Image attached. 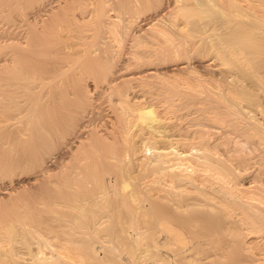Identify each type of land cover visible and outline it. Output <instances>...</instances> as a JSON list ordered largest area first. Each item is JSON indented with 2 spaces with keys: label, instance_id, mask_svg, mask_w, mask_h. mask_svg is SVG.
Instances as JSON below:
<instances>
[{
  "label": "rangeland",
  "instance_id": "obj_1",
  "mask_svg": "<svg viewBox=\"0 0 264 264\" xmlns=\"http://www.w3.org/2000/svg\"><path fill=\"white\" fill-rule=\"evenodd\" d=\"M4 1H6V3H2V4H4V5H2V7H5V8L7 7L6 10L11 9L12 11H15V12L19 11L20 9L26 11L29 8L28 6H30L31 8H29L27 10V12H28V15L31 14V16H32L31 21L35 20V19L38 20V18H41V16H46L44 14L47 11L50 12V10L53 8V6H52L53 3H54V5L59 3V2H61L62 4L67 3L65 5L70 4V0H66L67 2H64V0H57V1L56 0H40V1L36 0L33 2H32V0H28V1L27 0H8V1L4 0ZM17 2H19V3H17ZM16 3L19 5H17ZM7 4H9V6H6ZM46 4H47V6H46ZM15 5H17V7ZM34 5L37 9L35 7H33ZM38 6H40V8L41 7L42 8L40 9ZM43 6H44V8H43ZM49 6L51 9L49 8ZM47 7H48V10H46ZM88 7H91V6H88ZM34 8H35V10H33ZM37 10L40 12L38 13ZM34 12L37 14L33 16L32 14H35ZM38 14L41 16L38 17ZM47 14H48V12H47ZM109 14H111V15H109ZM97 15H99V13ZM108 15L110 17H108ZM106 16L107 17L104 16L102 18L106 19L105 22H107V21L110 22L112 20V18L114 17V13L111 11ZM111 16H113V17L111 18ZM109 19H111V20H109ZM1 20H2V22H1ZM93 23H95V21ZM263 23H262V25L264 27ZM4 24H5V21L0 18V26L2 28L0 30H3V28L6 27V24H5V26H4ZM81 24H83V22H81ZM53 26H51L52 30L49 29L50 27L47 28V30H49V31H45L46 28H44L43 31L46 32L45 34H43V31H40L39 33L37 32L39 35L42 34L41 36L36 35V33H34L32 35L33 38L41 37V39H39V38L35 39L36 42L42 43V44L37 43V45L39 47L41 46L43 48L42 45L47 46V44H44V43L51 44V43H54L58 39L66 40L69 38L70 42L66 40L67 42H66L65 49L67 48V46L70 43L71 47L68 46V48H70V52H73V50L75 51L77 49H79L81 51V50H83L81 47L84 48L86 45H88L87 43L89 41L96 42V40L99 41L102 39V38H100L101 35H98L99 33L95 32V30H91V31L89 30L87 32L89 37L83 39V40H86L85 42L83 40H81V38H80V40L82 42V44H81L79 42V40H77L78 36H75L79 32L81 26H78V25H77L78 27L67 26L66 28L62 27L63 29L60 26H56V25H53ZM27 29H28V27H27ZM137 29L136 28L134 29V31H136L134 33L139 32L138 36H140L141 37L140 39L143 41L141 43L145 44L147 40H146L145 36H143L144 32H141L140 30H137ZM262 29L264 30V28H261V30ZM53 31H55V32H53ZM48 33L49 34L52 33L51 36H53L54 33H56V35H54L53 37H49V35H46ZM256 33L259 36L258 35L250 36V38H248V40L246 39L243 42L247 43V42H250V40H252V41H253V39L257 40V38L264 36V34L260 35V33H258V32H256ZM90 34H92V35H90ZM44 35L48 36V37H44ZM57 35H59L60 37H56ZM109 35H111V34H109L107 32V33H105L104 36L107 38L106 39L107 41H111L112 44H114L112 46V48H113L112 53H114L113 54L114 57L116 56L114 59V62L118 63L119 58H120L118 55L120 53V52H118L119 46H118L117 42H115V40L113 38H111ZM94 36H96V37H94ZM71 37H75V39H73V38L71 39ZM109 37L111 40L108 39ZM176 37H178V36H176ZM255 37H257V38H255ZM89 38L90 39L93 38L95 40L93 41V39L90 40ZM181 38H183V37H181ZM49 39H51V40H49ZM78 39H79V37H78ZM173 39H176V38H172V41H173L172 43H175V41L178 38L175 41ZM259 39L264 40L261 38H259ZM37 40H40V41H37ZM180 40L181 39L176 41L175 44H177ZM73 41L76 42V44ZM201 41L199 42L200 45L204 43L203 42L204 40L202 41L203 43ZM73 43H74V46L72 45ZM84 43L86 45H83ZM149 43L150 42L146 43L144 46L142 45V47L140 46L141 44H139V47H141V48L147 47L149 49L150 53L155 54L154 52H151V50L158 47L159 45L160 46L162 45V44L158 45L157 43L156 44H154V43L149 44ZM169 43H171V41ZM126 44L129 47H127V45H125L124 49L126 50V52L123 51L122 57L123 56L125 57L126 55H127L126 57H131V56H128L129 53H130V55H132L131 54L132 48L130 47L131 46L130 41H127ZM171 45H173V44H171ZM189 46H191V45L189 44L188 48H189ZM77 47H79V48H77ZM162 47L164 48V45H162ZM162 47L157 49V50H159V52L157 51L158 54L155 55L156 58L154 57L151 59L153 61H155L152 64L156 63L154 65L159 66V68H161L160 70L161 71L163 70V71L157 73V75H154L152 77H145V78L133 80L131 82V84H134V85L129 84V86L127 88L128 97L125 96V98H122L123 95L121 96V94H119L116 90L112 91V90L106 88V87H108V84L104 79H100L99 81L94 82L95 81L94 78H92L90 76L87 77V80L89 81V85H90L89 89H90V92L92 94V95L90 94V99H91V102L93 103L92 106H96V107H92L91 105H87V107L89 106L87 110L94 108L93 110L91 109L93 111V113H91V115H93V116H91V121L89 124L91 125L90 127L95 131L97 130L99 134L106 133L103 136L104 137L107 136L108 139H107V137L104 139H107L109 141L111 140L110 136H108V134H110L109 133L110 129L115 128L116 127L115 125H117V123H115V121H116L115 110L124 109L125 107H123V105H125L126 107L128 106V108L132 107V108L128 109V112H130V113L128 114L129 120L127 121V123L129 125L128 124L127 125H128V127H131L134 130V132H133V130H132V132L135 135L134 136L135 140L137 141V143L139 144V146L142 149V150H140V152H138L139 155L138 154L137 155L134 154L133 156L131 155L132 157H135L134 159L131 157L130 159H127L123 163L116 158L110 159V157L108 156V155H110V152L105 151L106 150L105 148H107V150H108V146L107 147L103 146L105 144V141H106L104 139L102 141L101 140L97 141V142L94 141L95 144L97 143V146L95 144L92 145L93 144V143H91L92 141L91 142L87 141L85 143L86 146L81 147L82 144L80 145V149H78L79 145H78V142H76V144H73L75 146L72 149L73 151L72 150L69 151L64 147V143H65L66 138H69L72 136L71 132H68V137H66L65 139L60 138V137L56 138V136H54V137L52 136L53 139H50L48 136H45V138H46L45 139L44 136L42 135V134H44L43 133L44 129H42L43 128L42 123H40V122L36 123L35 121L31 122V124H30V127L33 128L34 131L33 130L27 131V133L33 132L34 135H33V133H31V135L33 137L29 136V133H28V135L23 134V139L17 140V138H10L8 141L9 143L7 142L5 144V146L9 145L8 147H6L7 149H4L5 147L0 146V150H1L0 151V163H1L0 164V264H7L8 262H9L8 264H10V261H8V260H11L12 262H15L16 259L18 260L20 257L17 254L21 253L20 249H22V248L23 249L21 251L25 250V253L28 254L29 249L36 250L35 247L36 248L42 247L41 250L45 249L42 251H44L45 255L48 256L50 254V250H49L50 248H48L47 246L51 244L50 242L55 243L54 241H52V239L54 240L57 237L53 238L52 236L53 235L58 236L57 234H59L61 237L58 236L59 238L56 239V240H59V244L57 242L58 247L57 246L56 247L59 248V250H61L63 252V254L65 252H67L66 254L70 255V253H68V252L73 251L74 253L71 252V255L73 254L72 255L73 257L78 258L79 257L78 254H81V253H83L81 251H84L83 248H84V246H86L85 243H88L87 244L88 246L96 247L98 249L97 251H99L98 254H100V256L101 255L103 256L105 254V251H107V249L105 250L104 247H100L101 245L102 246L103 245L109 246L108 244H110L113 246L115 244V242H118V241H111L112 236L110 235V232L113 229L111 230L110 228H112L114 226L113 217H114V219H116L115 217H117L119 215L118 213H120L122 211V213H120L121 215L123 214L122 216H124V215L127 216V219H129V220L136 218L137 220H134V219L132 220L133 222L135 221V225L136 226H138L140 224L144 225V227H143L144 229L142 228V230H147L145 228H148L146 226L150 225L149 218H146V216L145 217L139 216L142 213H139V212H141V210L140 211L138 210V212L136 211L137 206H139V204H141V203H144L147 206H149L152 198H154V199L157 198V200L160 202V204L162 206H165L168 204V209L170 210L171 216H173V217L176 216L177 218H179L180 216L185 214V212H184L185 208H182L179 210L174 209L175 205L174 204L172 205L171 199L175 198V196L178 195V193H176V192H179V193L185 192L183 195H185L186 197L189 196L190 200L192 202L196 203L195 205L193 203H191V205H194L195 207L189 205L192 208H188L189 207L188 206L187 210H189L190 213L192 212L191 213L192 215L194 214L193 216L195 219H197L199 221L198 224L200 227H201L202 223L203 222L205 223V221H206L205 225H203V227L200 228V230L197 229V228H199V226L195 228V229H197V231L199 230L198 232L203 233L204 231H207V230L210 231L211 229H214V230L216 229V234L214 236V240L216 242L214 240H212L209 245H212V247H214V245L218 246V245H222L223 243H225L224 245H228L230 247L229 248L228 246H226V248H229V250H231V248L233 249L234 246H236V248L234 249L235 250L234 252L236 253L237 256L233 255V254H235V253H233V251H229V250L226 251V252L229 251V253L232 252L231 254L228 253V255H227V257H229L228 259H230V260H232L233 257H236V258L247 257V259L249 261L251 259V256H253L252 259L248 263H251L252 261H254V263L264 262V261H262V259L264 260V247H262V246H264V244H263L264 243V237H263L264 236V216H263L264 215V203H262V200L264 202V144L262 143L264 141L261 138L262 136H260V133H259L260 131H258V130H264V129L253 130V128H255L256 126H258V127H256V129L257 128H264L263 127V125H264V114H263V112H264V106H263L264 105V103H263L264 102V89L262 88V86H260V83H258V82H260V81H258L259 76H257V75L254 76L255 77L254 78L255 83L252 84L253 85V87H252V86H250V84H249L250 82L248 81L249 75L245 74V72L247 71L246 67H243L242 70H237L234 64H229V66L227 64L226 66L229 67L228 68L229 70L230 69L234 70V68H235V71L241 72L240 75H238L239 74L238 73L234 76V78H236V79L234 80V86H233V83H231L229 81V79L220 75L218 73V71L214 70L213 68L209 69V68L203 66V64L205 62H207L205 60L208 59V61H209V58H208V56L202 55L199 52L200 50H198L197 48H195L196 49L195 51H192L194 49H192L191 52L188 51V54H187L188 56L185 53L184 54L179 53V51L182 50L183 47H182V49L176 48L173 54H172L173 51H171V53H169V52L166 53V54H171L173 56H170V55L164 56L163 52H165V48L163 49ZM198 47H199V45H198ZM66 50H68V49H66ZM128 50H131V51H128ZM155 50L156 49H154L152 51H155ZM192 52H193V54H192ZM123 54H125V55H123ZM177 54L183 55L185 58L184 57H182V58L185 60L181 59V56L179 57V56H177ZM160 58L161 59L163 58V59L161 60ZM186 59L187 60L190 59L189 61L191 62V65L193 66V68H192V66H190V68H188V69L187 68L186 69L174 68L175 65L178 64L176 62L180 63L182 61H186ZM115 60H117V61H115ZM156 60H157V62H156ZM258 62L260 64L264 62V54H263V57L261 55L255 59V63L259 64ZM73 65H75V64H73ZM73 65H72V69H74V67H75ZM167 68H169V69H167ZM72 69L69 70L70 73L68 71V75L64 76L67 80H69L68 82H70V80L74 81V78L76 76L75 74H77L76 72H74L75 70H72ZM126 73H130V72L127 71V72H123L122 74H126ZM71 74H72L73 78H71V76H70ZM37 77L38 76H36V78H34V80H37ZM221 77H222V79H221ZM91 79H93V80H91ZM256 82L259 84V86H257ZM71 83L72 82L67 83L68 85H65L63 87H65V88H68V86L71 87ZM237 84H239V87L243 88V89L244 88H248V89L255 88L252 91H253V93H255V95L256 94L258 96L260 95L259 97L256 96L258 101L254 102V101H256V99H255L256 97H254L252 100H247V99H244L243 97H239L237 95L238 94L237 92H232L233 89L235 87H237ZM94 86H96V87H94ZM259 88H261V90ZM37 89L39 90L40 87H35L34 91L35 90L36 91L32 92V93H37V91H38ZM24 91H25L24 95H22L23 94V91H22L20 93V96H19L20 98L18 97L19 99H21L20 102L24 103V104L21 103L22 106H26L31 101L30 99H31V94H32L31 92H28L30 90H24ZM26 95H28V96H26ZM27 97H30V98H28V100H29L28 102H27ZM22 98H24L25 100ZM225 98H227V99H225ZM236 98L237 99L239 98L237 101L238 105L235 102H233L234 101L233 99H236ZM95 101L97 103H95ZM113 102L115 103V105H112ZM248 103H250V104H248ZM101 104H103V105H101ZM149 104H152L154 106L155 110L157 111L158 117L160 119V122H159L160 125H157L158 126L157 129H155L154 131L150 130V128L147 125L143 124L144 125L143 126L139 122L137 123L138 126L133 125L135 123V120H136L135 119V117H136L135 110L138 107H142L144 105H149ZM260 106H261V108H260ZM101 107H103V108H101ZM112 107H114V108H112ZM236 110H238V111H236ZM243 110H247V113L249 112L251 115L252 114L253 115L251 116L250 114H246L243 112ZM103 112H105V114ZM94 114H95V116H94ZM101 115H102V117H101ZM246 115H250V116H246ZM133 116H135V117H133ZM257 119H259L260 121H258ZM79 120H80L79 117L75 118V123L73 124L74 127L76 126L75 125L76 122H78ZM252 120L255 122L258 121V123L248 124L250 126H247L246 124L251 123ZM247 121H249V122H247ZM100 122H102V123H100ZM113 122H114V125H113ZM73 125H72V128L74 129ZM250 127L252 129H250ZM72 128H70L69 131H71ZM105 128H107V129H105ZM36 129H38V130H36ZM248 130H249V132H248ZM136 132H138V133H136ZM246 132H248V134H245ZM179 133H180V135H177ZM251 133H253V134H251ZM261 133L264 136L263 131H261ZM182 136H184L185 138H182ZM178 137H180V138H178ZM25 138H29V139L31 138V139L25 140ZM155 138L157 139V141L159 140V142L156 143L157 145L159 144V147L164 148V149L168 148L167 149L168 153H169V154L167 153L168 155L163 154V156L161 155L160 158H156L153 151L152 152L150 150L145 151V146L143 144H145L146 142L151 143V141H153V139H155ZM176 138L178 139L179 142L177 141ZM205 139H206V141H205ZM263 139H264V137H263ZM22 140H25V141H22ZM202 140L205 142H202ZM88 142H89L90 146L87 145ZM106 142H108V141H106ZM31 146L32 147L36 146V147L33 150V149H31L32 148ZM98 146H99L100 150H97V149H99ZM102 146H103V148H102ZM163 146H165V147H163ZM2 148L4 150H2ZM76 149H78V151ZM174 149H176V150L179 149L178 151H180L182 153L181 157H179V155L178 156L175 155L176 153H175ZM202 149L205 150L206 152L202 151ZM31 150H33V152ZM79 151H81V153ZM201 151L205 152L204 154H209L208 156L205 157L206 158L205 162H204V159L201 158V156L203 154ZM30 152H32V153H30ZM69 153L70 154L72 153V154L70 155ZM75 153H77L78 155ZM170 153H172L173 155H170ZM5 154H7V156ZM32 154H33V156H32ZM76 155H77V157H76ZM199 155H201V156H199ZM170 156H172V157H170ZM176 157H178V158H176ZM199 157L201 159H199ZM208 157H210L208 159L209 161H207ZM26 159H28V160H26ZM144 159L150 160V161L152 160V162L149 163V161L148 162L145 161V162H147L145 165ZM154 159L156 160L157 164L158 163L161 164L160 169L164 168V170L159 169V171H158V170H155V168L154 169L152 168V166L153 167L155 166L154 163H156V162H153ZM157 159H158V161H157ZM202 159H203V161H202ZM20 160H22V161H20ZM23 160H26V161H24L25 163L23 162ZM109 160L111 162H109ZM129 160H131V161H129ZM179 161H180V163H178ZM15 162L17 163L16 168H11L10 165H7L9 163H15ZM18 163H21V164H18ZM174 163H176V165H174ZM167 165H168V167L171 166L174 168H172V169L167 168ZM180 165H181V167H178ZM243 165L246 168H243L244 167ZM8 166H9V168H7ZM44 166H45V168H44ZM42 167L45 170L46 169L48 170V172H45L46 174L43 173L44 175L41 174L42 173L41 172ZM244 169H246V170H244ZM171 171H173L172 176L170 175ZM174 172H176V174H179L180 178L184 177V179H183L184 182L186 180L189 181V179H190L189 184L187 185L186 182H188V181H186L185 182L186 186H185V184H183V182H182L181 186H183V187H181L178 182H176L175 180L173 181L174 178L177 179V177L173 176ZM115 173L117 174L116 176H115ZM120 175H122V176H120ZM105 176L106 177L110 176V177L106 178ZM130 176H131L130 180H132V179L136 180V181L135 180L132 181V182H134L133 185H134L135 189H137L139 187V189L137 191L134 190L135 193H137V194H135V195H137L136 199H134L133 197H131V195H129L132 199L135 200V204L133 203L134 202L133 200L131 201V198H125V197H128L129 191L128 192L125 191L120 186V184H122V180L129 179ZM120 177H122V178H120ZM63 179H65V180H63ZM114 179H116V181H114ZM108 180L111 182V184ZM160 180H162V181H160ZM101 181H103V182H101ZM156 181H158V182H156ZM63 182H65V184L67 182V184L64 186ZM72 182H73V184H72ZM112 182H113V184H112ZM155 182H156V184H155ZM100 183H101V185H103V183L107 184V185H109V184L111 185V186L106 187L105 192H104V194H105L104 197H103V193L100 195V193H101L100 192L101 188H99V187H101ZM60 184H62V185H60ZM137 184H139V185H137ZM154 185L156 186V188ZM176 185H177V187H176ZM136 186H137V188H136ZM66 187L67 188L69 187V188L67 189ZM120 187L122 188V191H120L121 190ZM98 188H99V190H98ZM107 188H109V189H107ZM114 188L118 189L119 191L114 190ZM169 188H172L173 190L169 189ZM103 189H104V186L102 187V192L104 191ZM167 189H169V190H167ZM59 190H61V191H59ZM64 190H65V192L68 191L67 193H74L73 195H76V196L75 197L71 196L72 197L71 198L70 194L69 195L65 194V196L59 195L60 193L62 194V192ZM85 190H86V192L87 191H90V192L84 193ZM96 190H98L97 193H96ZM69 191H71V192H69ZM65 192H63V194ZM107 192L109 193V195ZM55 193L57 194L56 196L58 198L54 197ZM202 193H204L206 195H204ZM42 194H43V196H42ZM45 195H49V196H45ZM84 195L87 197H85ZM95 195H97V197ZM140 195H143L142 198H140L141 197ZM157 195H160V196L158 197ZM172 195H174V196H172ZM82 196H83V198H82ZM65 197H67V198H65ZM89 197L92 199H90ZM110 197H112V198H110ZM169 197H171V198L169 199ZM201 197L203 198V200L207 199V201L201 200ZM96 198H98V199H96ZM107 198H109L111 200H109ZM59 200H63L64 204L62 202H60ZM68 200H70V201H68ZM83 200H85V201H83ZM167 200H169L170 202ZM199 200H200L201 204H203V205H201L200 202H198ZM227 200L230 203H227ZM229 200H231V201H229ZM257 200H261V208H257L260 205L258 203L259 201H257ZM210 201H212V202L210 203ZM92 202H93L94 206L91 205ZM60 203H61V205L59 206ZM83 203L85 204V206H82V205H84ZM117 203H119V204H117ZM209 203L211 204V206H209ZM227 204H231L232 206L235 205L236 207L235 206L232 207V208H235V210H233L230 207L231 205L228 206ZM57 205H58V207H57ZM62 205H63V208H62ZM73 205L75 207H79L78 208L79 210L77 208L72 207ZM103 205L105 207H103ZM225 205L227 207H224ZM128 206L131 207L132 210ZM217 206H221V207H223V209L225 208L226 210L225 209L223 210L221 207L218 208ZM249 206H250V208H248ZM71 207H72V209L74 208L75 210L74 209L71 210ZM86 207H88V208H86ZM117 208L120 210H118ZM124 208H126L127 210ZM229 208L232 209L233 211L229 210ZM85 209H86V211H85ZM107 209H108V211H106ZM128 209H129V211H128ZM245 209L246 210L250 209V210L246 211ZM76 210H78L77 213L75 212ZM104 210L106 211V213ZM193 210H195L194 213H193ZM251 210L253 212H251ZM13 211H14V213H12ZM62 211L64 213H62ZM68 211H70V213ZM79 211H80V213H79ZM87 211H89L88 214H87ZM115 211H117V213ZM71 212H74V213H71ZM107 212H110V213H107ZM127 212H130L131 214L132 213H135V214H133V216H131V214H129V213L127 215ZM227 212L229 213V215L231 217L227 214ZM260 212L263 213V215L259 214ZM65 213H66V215H65ZM96 213H98V215ZM251 213H253V215L256 217L258 216L257 219H252L253 215H250L251 216V218H250L249 214H251ZM55 214H56L57 218H54ZM69 214H74L75 218L73 217L74 215L69 216ZM106 214H115V215L118 214V215L117 216L110 215V217H109ZM137 214H138V217L136 216ZM146 214H147V211H146ZM102 215H103V218H101ZM226 215H228L229 217ZM40 216H42V217H40ZM50 216H51V218H49ZM243 217H244V219H242ZM256 217H253V218H256ZM78 218H79V220H78ZM99 218L101 220H99ZM106 218L110 219V220H107ZM40 219H41V222L39 223ZM57 219H58V221H64L63 223L64 224L66 223L67 226H65L62 222H57ZM73 219H75V220H73ZM104 219H106V220H104ZM37 220H39V221H37ZM98 220H99V222H98ZM142 220H146V222L142 221ZM248 220H250V221H248ZM79 221H81L80 225L78 224V226H77V223H79ZM136 221H141V222H136ZM227 221H229V222H227ZM261 221H263V222H261ZM36 222L39 223L40 225H38ZM52 222H56V223H52ZM86 222L88 225L86 224ZM96 222H98V226H96L97 225ZM142 222H143V224H142ZM208 222H209V224H207ZM67 223H69V224H67ZM95 223H96V225H94ZM101 223L104 225H102ZM228 223H230V224H228ZM54 224L56 226V227L54 226L55 228H58L57 225H59V227L61 225V227L57 229V230L60 229L59 231H57L55 228L52 227ZM223 224H225V225L223 226ZM36 225L41 226V227H38L39 228L38 229V228H36L37 227ZM229 225H231L232 228ZM206 226H209V227H206ZM219 226H221L220 228H222L223 231H222V229L218 228ZM140 227H142V226H140ZM225 227H227L228 229L225 230L226 229ZM233 227H235V228H233ZM35 228L38 230H36ZM69 228H70V230H69ZM100 228H102V229H100ZM203 228H204V231H203ZM207 228H209V229H207ZM53 229H55V231H57V232H55ZM76 229H77V231H76ZM79 229L81 232L79 231ZM231 229H232V231H231ZM51 230H53V231H51ZM31 232H32V234H31ZM60 232H62V233L60 234ZM75 232H76V234H75ZM73 233H74V235H73ZM81 233H83L84 235ZM153 233H154V231H151V229H149L146 233H144V234H146V239L151 237ZM66 234H69V235L66 236ZM49 235L50 236L52 235L51 236L52 239ZM63 235L66 237L64 238ZM87 235H89V236H87ZM218 236H219V239H218ZM41 237H43V238L49 237V240H51V241H49V244H48V241L46 242V239L44 238L45 239L44 241L46 242V246H45V243L43 244V240L38 239V238L41 239ZM15 238H16V240H15ZM60 238H61V240H60ZM70 239H74L75 242H77L76 240H79V241L77 243H75L74 240H70ZM102 239H104V242L102 241ZM63 240H65V241H63ZM68 240H69V242H68L69 244L66 243ZM106 240H109L108 241L109 243L107 242V244H106ZM113 240H117V239H113ZM224 240L225 241L227 240L228 242L233 241L237 245L230 246L231 243L229 242V244H226L227 241L225 242ZM38 241H42V242L35 243ZM90 241H92V242H90ZM28 242H29V244L31 242V244L34 246L33 247L31 246L32 248H29ZM61 242L64 244H60ZM70 243L73 245V248H72V245ZM76 244H78V245H76ZM91 244H93V245H91ZM62 245H65V248ZM116 245H118V244H115L113 247H115ZM258 245H260V246H258ZM23 246H25V247H23ZM81 246L83 248H81ZM118 246L116 247V249L114 248V250L117 251L118 253L121 251L122 254L119 253V254H121V255H119L118 253H116L114 251L115 254H117V256L129 258L133 255L132 254L133 252H128L127 250L130 251L131 249H134V247L131 249L124 247V249H122L123 248L122 245H120L121 247H119V248H118ZM60 247H63L64 249H62V248L60 249ZM67 247H69L68 249L70 251H68L66 249ZM79 247H80V249H78ZM208 247L211 248L210 246H208ZM107 248H109V247H107ZM140 248L141 247L139 245V248H137V254L138 253L140 254L139 261H138L139 264H157L158 256H152L151 257V255H148V254L152 253L151 250L149 252L144 251L145 253L148 252L147 254H145V253H143V249H140ZM242 249H243V251H242ZM32 250H30V252H31V253H29L30 255L32 254V252L36 253L38 251V249H37V251H32ZM64 250H67V251H64ZM17 251H18V253L16 254L15 252H17ZM100 251H102V252H100ZM140 251H141V253H140ZM47 252H49V253H47ZM25 253H24V255H27ZM130 253L132 255H130ZM250 253H251V255L248 258L247 254H250ZM243 254H245V255H243ZM84 255H86L85 252H84V254H82L80 256L85 257ZM152 255H154V254H152ZM230 255H233V257L232 256L230 257ZM12 256H14V257H12ZM27 256H29V255H27ZM9 257H10V259H9ZM153 257H154V259H153ZM227 257H224L223 259H225ZM12 258H15V259H12ZM79 259H81V258L79 257ZM82 259H84L86 261L91 260V259H88L87 257L82 258ZM228 259H226V260H228ZM258 259H261V261H259ZM226 260H224V261H226ZM230 260H228L227 262H229ZM92 262H93V260H91V262H89V263L91 264ZM96 262H98V261H96ZM161 262L163 263V261H161ZM99 263L102 264L101 261L98 262V264ZM104 263H106V262H104ZM94 264H97V263H95V261H94Z\"/></svg>",
  "mask_w": 264,
  "mask_h": 264
},
{
  "label": "bare ground",
  "instance_id": "obj_2",
  "mask_svg": "<svg viewBox=\"0 0 264 264\" xmlns=\"http://www.w3.org/2000/svg\"><path fill=\"white\" fill-rule=\"evenodd\" d=\"M33 1H36V0H32V2ZM38 1H40V0H38ZM64 2H67V1L64 0ZM2 3H6V1L0 0V18L3 19L5 21V24H6V27H4L3 30H0V146L5 147L4 149H7L6 147L9 146V145L5 146V144L9 141L10 138H17V140L23 139V134L28 135L29 132L27 133V131H30V130L34 131V129L30 127L31 122H33V121H35L36 123L37 122L42 123V127H43L42 129H44L43 130L44 134H42V135L44 136V138H45V136H48L50 139H53L52 136L53 137L56 136V138L60 137V138L65 139L66 137H68V132H71L72 136L69 138H66L65 143H64V147L69 151L75 147L73 144H76V142H78V145H79L78 149H80V145L82 144L81 147L86 146L85 143L87 141H89V142L92 141L91 142V143H93L92 145H94L95 142H97V141H100V140L102 141L104 138L107 137L106 135H105L106 137L103 136L106 133L99 134L98 131L96 130L97 131L96 132L95 130H93L90 127L91 125L89 124L91 121V116H93V115H91V113H93L92 110L94 108L90 107L92 110L91 109L87 110L89 107V106L87 107V105L92 106V104H93L91 102V99H90L91 92L89 89L90 85H89V81L87 80V77L90 76V77L94 78V80H95L94 82L99 81L100 79H104L108 84V87H106V88H108L112 91L116 90L119 94H121V96L122 95L124 96V97L122 96V98H125V96L128 97L127 88L129 86V84L134 85V84H131V82L133 80L141 79V78H145V77H152L154 75H157V73L163 71V70L162 71L160 70L161 68H159V66L154 65L156 63L152 64L155 61H153L151 59V58H154L156 54H158L159 50H157V49L161 48L162 45H164V48H165V52H163L164 56H168V55L173 56L171 54H166V53H168V52L171 53V51H173L172 52V54H173L176 48L182 49V47H183V49L180 50L179 53L180 54L185 53L186 55L188 54V51L191 52L192 49H194L192 51H195L196 50L195 48H197L198 50H200L199 52L202 55L208 56V58H209V61H208V59L205 60L207 62H205L203 64V66L207 67L209 69L213 68L214 70L218 71V73L220 75L229 79V81L231 83H233V86H234V80L236 79V78H234V76L238 73H239L238 75H240L241 72L235 71V68H234V70H231V69L229 70L228 69L229 64H234L237 70H242L243 67H246L247 71L246 72L244 70L243 71L245 72V74L249 75L248 81L250 82L249 83L250 86L253 87L252 84L255 83V80H254L255 77L254 76L257 75V76H259L258 81H260V82H258V81L257 82L260 83V86H262V88L264 89V62L261 64L259 62H258L259 64L255 63V59L261 55L263 57V54H264V40L259 39V38L264 39L263 38L264 36L257 38L259 35L256 33V32H258V33H260V35L264 34L263 33L264 30L263 29L261 30V28H264L262 25V23L264 22V0H70L69 5H65L67 3L62 4L61 2H59V3L56 2L57 4H55V5L53 3L52 9L50 8L51 5L49 6V8L51 9L50 12L47 11L48 14H47V12L45 14L43 13L46 16H41L38 14V17L41 16V18H38V20L35 19L32 21H31V18H32L31 14L28 15V12H27V10L29 8H31L30 6H28L29 8L26 11L20 9L19 11L15 12V11H12L11 9L6 10L7 7L6 8L2 7V5H4ZM17 3H19V2H17ZM17 5H19V4H17ZM17 5H15V6L17 7ZM35 5L33 7H35ZM6 6H9V4H7ZM46 6H47V4H46ZM88 6H91V7H88ZM38 7L40 8V6H38ZM35 8L33 10H35ZM43 8H44V6H43ZM46 10H48V7L46 8ZM111 11L114 13V17L111 16V18L113 17L114 19L113 18H112V20L109 19L111 21L110 22L107 21L108 22L107 23V22H105L106 19H104L102 17H104V16L107 17L106 15ZM37 12L39 13L40 11L37 10ZM98 13H99V15H97ZM36 14L37 13L32 14V15L34 16ZM109 15H111V14H109ZM109 15H108V17H110ZM94 21H95V23H93ZM1 22H2V20H1ZM81 22H83V24H81ZM5 24H4V26H5ZM53 25L60 26L61 28L62 27L66 28L67 26H72V27L73 26H75V27L81 26L79 32L77 33V35H75V36L79 37V39L77 37V40H79V42L81 44H82L81 40L89 37V35L87 34V32L89 30L90 31L95 30V32L99 33L98 35H101L100 38H102V39L101 40L98 39L99 41L96 40V42L89 41L87 43L88 45H86L84 43L83 45H86V46L84 48L81 47L83 49L81 51L79 49H77L75 51L73 50V52H70V48H68V46L71 47L70 43L66 48L68 50L65 49L66 42L69 41V38L66 39L67 41L57 38L58 40H56L54 43H51V44L44 43V44H47V46L42 45L43 48L41 46L39 47L37 45V43H40V44H42V43L36 42L35 39L36 38L41 39V37L33 38L32 35L34 33H36V35L41 36L42 34H40V35L38 34L40 31H43L44 28H46L45 31H49V30H47V28H49V27H50L49 29L52 30L51 26H53ZM27 27H28V29H27ZM135 28L136 29L138 28L137 30L144 32V34L146 33L145 35L143 34V36H145V38L147 40L146 43L150 42L149 44H151V43H154V44L157 43L158 45L162 44L161 46L157 45L158 47L154 48V49H156L155 51H152L154 49L151 50V52H154L155 54L150 53V51L147 47L141 48L142 45L144 46L146 43L145 44L141 43L143 41L140 39L141 37L138 36L139 32L134 33V32H136V31H134ZM0 29H2L1 26H0ZM53 32H55V31H53ZM107 32L109 34H111L109 36L111 38H113L119 46L118 52H120V53L118 55L120 58H119L118 63L114 62V59L116 56L114 57L113 56L114 53H112V51H113L112 46L114 44H112L111 41H107L106 40L107 38L104 36L105 33H107ZM45 33L46 32L43 31V34H45ZM51 34L48 33L46 35H49V37H53L54 35H56V33H54L53 36H51ZM92 34H90V35H92ZM59 35H57L56 37H60ZM253 35L254 36L258 35L257 37H255V38H257V40L253 39V41H252L249 39L250 42H247V43L243 42L246 39L248 40V38H250V36H253ZM176 36H178V37H176ZM44 37H48V36L44 35ZM94 37H96V36H94ZM110 37L108 38L109 40H111ZM181 37H183V38H181ZM72 38L75 39V37H71V39ZM80 38H81V40H80ZM172 38H176V39L178 38L177 40L173 39L174 41L175 40L178 41L179 39H181V40L177 44H175L176 41H175V43H172L173 42ZM92 39H90V40H92ZM49 40H51V39H49ZM94 40L95 39H93V41ZM201 40L202 41L204 40L203 41L204 43ZM37 41H40V40H37ZM83 41L85 42L86 40H83ZM127 41H130V45H131L130 47L132 48V51L131 50H128V51H131L132 55H130V53H129L128 56H131V57H126L127 55L125 57L124 56L122 57L123 51L126 52L124 47H125V45H127L126 44ZM170 41H171V43H169ZM200 41L203 44L200 45L199 44ZM74 43L76 44V42H74ZM74 43L72 44L73 46H74ZM139 44H141L140 45L141 47H139ZM171 44H173V45H171ZM189 44L191 46H189V48H188ZM198 45H199V47H198ZM127 47H129V46L127 45ZM77 48H79V47H77ZM192 54H193V52H192ZM123 55H125V54H123ZM177 56H179V57L181 56V59H183L182 57H184L183 55H179V54H177ZM183 60H185V59H183ZM189 60L186 59V61H182L180 63L176 62L178 64H176L174 68H177V69H186V68L188 69V68H190V66H192V65H191V62ZM115 61H117V60H115ZM156 62H157V60H156ZM73 64H75V65H73ZM227 64H228V66H226ZM72 65L75 66L74 69H72ZM192 68H193V66H192ZM71 69L75 70L74 72H76L77 74H75L76 76L74 78V81L70 80V82H72L71 87L68 86V88H65L63 86L68 85L67 83H70V82H68L69 80H67L64 76L68 75V71ZM167 69H169V68H167ZM127 71H129L130 73L122 74L123 72H127ZM69 73H70V71H69ZM36 76H38L37 80H34V78H36ZM70 76H71V78H73L72 74ZM221 79H222V77H221ZM91 80H93V79H91ZM258 83H257V86H259ZM35 87H40V89L39 90L37 89L38 90L37 93H32V92L36 91V90L34 91ZM94 87H96V86H94ZM254 89L255 88H253V89L244 88L243 89V88L239 87V84H237V87H235L232 92H237L238 93L237 95L239 97H243L244 99H247V100H252L254 97L258 96L257 94L255 95V93H253L252 90H254ZM259 89L261 90V88H259ZM24 90H30L28 92L32 93L31 99H30L31 101L26 106H22V104H24V103L20 102L21 99H19L20 93L22 91H23L22 95H24V92H25ZM26 96H28V95H26ZM28 98H30V97H27V102L29 101ZM22 99H24V98H22ZM225 99H227V98H225ZM236 99H233L234 100L233 102H235L237 104V101L239 98L237 100ZM255 99H256V101H254V102H257L258 101L257 97ZM95 103H97V102L95 101ZM113 103H112V105H115V103L114 104ZM248 104H250V103H248ZM101 105H103V104H101ZM92 107H96V106H92ZM123 107H125V108L122 110H115V112H116L115 123H117V125H115L116 127L114 126L115 128L112 127L113 129H110V132H109L110 134H108V136H110L111 140L110 141L107 140L108 139V137H107V139H104V140H106L108 142L105 141V144L103 145L105 147L108 146V150H107V148H105L106 149L105 151L110 152V155H108L110 157V159L116 158V159L120 160L122 163L124 161H126L127 159H130L134 154L139 155L138 152H140V150H142L141 147L139 146V144L137 143V141L135 140V137H134L135 135L133 134L134 130L131 127H128L129 124L127 123V121L129 120L128 114L130 113V112H128V109H130L132 107L128 108V106L126 107L125 105H123ZM101 108H103V107H101ZM112 108H114V107H112ZM260 108H261V106H260ZM247 110H243V112L246 114H250L249 112L247 113ZM236 111H238V110H236ZM103 113L105 114V112H103ZM263 114H264V112H263ZM135 115H136V117L135 116H133V117H135L136 120H135V123L133 125H137V123L139 122L142 125L143 124L147 125L150 128V130H153V131L155 129H157V127H158L157 125H160L159 124L160 119L158 117L157 111L155 110V108L152 104L144 105L142 107H138L135 110ZM250 115H246V116H250ZM94 116H95V114H94ZM76 117H79L80 120L78 122H76V124H75L76 126L74 127L73 124L75 123ZM101 117H102V115H101ZM257 120L260 121L259 119H257ZM258 121L255 122L252 120L251 123H247L246 125L250 126L248 124H253V123L255 124V123H258ZM247 122H249V121H247ZM100 123H102V122H100ZM72 125H73L74 129L72 128ZM113 125H114V122H113ZM256 127H258V126H256ZM256 127L253 128V130L264 129V128H257L256 129ZM263 127H264V125H263ZM70 128H72L73 130L71 129V131H69ZM105 129H107V128H105ZM250 129H252V128L250 127ZM36 130H38V129H36ZM132 130H133V132H132ZM258 131H260L259 132L260 136H262L261 138L264 141V139H263L264 136L261 133V131H263V133H264V130H258ZM248 132H249V130H248ZM248 132H246L245 134H248ZM31 133H33V132H30L29 136H32ZM136 133H138V132H136ZM251 134H253V133H251ZM33 135H34V133H33ZM177 135H180V133ZM178 138H180V137H178ZM182 138H185V137L182 136ZM26 139H29V138H25V140ZM25 140H22V141H25ZM177 141H178V139H177ZM205 141H206V139H205ZM205 141L202 140V142H205ZM89 142L87 145H89ZM157 142H159V140L157 141L156 138L153 139V141H151V143L150 142H146V143L144 142L145 144H143V145L145 146V151L146 150L147 151L150 150L151 152L153 151L156 158H160V156L161 155L163 156V154L168 155L169 154L168 150H167L168 148L167 149L165 148L166 149L165 150L164 148L159 147V144L158 145L156 144ZM262 143L264 144V142H262ZM95 145L97 146V143ZM103 146H102V148H103ZM35 147L36 146H33L31 149L34 150ZM163 147H165V146H163ZM98 148H99V146H98ZM4 149L2 148V150H4ZM78 149H76V150L78 151ZM33 150H31V151L33 152ZM97 150H100V148ZM174 150L176 153V154L175 153L174 154L177 156L179 155V157H181L182 153L180 151H178L179 149L178 150L174 149ZM202 151H205V150L202 149ZM32 152H30V153H32ZM79 152L81 153V151H79ZM205 152H202V153L204 154ZM172 153H170V155H173ZM33 154H32V156H33ZM75 154H77V153H75ZM203 154H202V156L201 155H199V156H201V158H203L204 162H205V159H206L205 157L208 156L209 154H204V155ZM5 155L7 156V154H5ZM77 155H76V157H77ZM170 157H172V156H170ZM132 158L134 159L135 157H132ZM176 158H178V157H176ZM201 158L199 157V159H201ZM209 158L210 157L207 158V161H209L208 160ZM28 159H26V160H28ZM203 159H202V161H203ZM26 160H23V162ZM20 161H22V160H20ZM129 161H131V160H129ZM145 161H147V162L149 161V163L152 162V160L150 161V160L144 159V162ZM157 161H158V159H157ZM109 162H111V161L109 160ZM147 162H145V165ZM153 162H156V160L154 159ZM178 163H180V161ZM18 164H21V163H18ZM154 164H155V166L154 167L152 166V168L153 169L155 168V170L159 171L161 164L160 163L157 164V162ZM7 165H10L11 168H16L17 163L16 162L15 163H9ZM174 165H176V163H174ZM178 167H181V165ZM7 168H9V166ZM44 168H45V166H44ZM44 168L43 167L41 168V170H42L41 174L48 172V170L46 169L47 170L46 171ZM167 168L172 169L174 167H171V166L168 167V165H167ZM243 168H246V167L244 166ZM161 169L164 170V168H161ZM244 170H246V169H244ZM172 172L173 171L170 172L171 174L169 173L171 176H172ZM116 175L117 174L115 173V176ZM120 176H122V175H120ZM173 176L177 177V179L174 178L173 181L175 180L176 182H178L180 186H181L182 182H183V184H185V182L188 181L185 179L186 181L184 182V180H183L184 177L180 178L179 174H176V172L173 173ZM108 177H110V176H108ZM108 177H106V178H108ZM120 178H122V177H120ZM130 179H131V176L129 179L122 180V184H120V186L125 191H127V192L129 191L128 197H125V198L133 197L134 199H136L137 195H135V194H137V193H135L134 190L137 191L139 189V187L137 188V186H136L137 189H135V187L133 185L134 182H132L135 179L134 180L133 179L130 180ZM63 180H65V179H63ZM114 181H116V179H114ZM160 181H162V180H160ZM101 182H103V181H101ZM156 182H158V181H156ZM156 182H155V184H156ZM189 182H190V179L188 182H186V184L188 185ZM63 184L65 186L67 184V182H66V184H65V182H63ZM72 184H73V182H72ZM110 184H111V182H110ZM110 184L107 185V184L103 183V185H101V183H100V185H101V187H99V188H101L100 195L103 193V197L105 196V194H104L105 189L107 186H111ZM112 184H113V182H112ZM186 184H185V186H186ZM60 185H62V184H60ZM137 185H139V184H137ZM103 186H104V189H103L104 191L102 192ZM176 187H177V185H176ZM181 187H183V186H181ZM99 188H98V190H99ZM116 188H114V190H118ZM122 188L120 191H122ZM155 188H156V186H155ZM107 189H109V188H107ZM169 189H172V188H169ZM169 189H167V190H169ZM98 190H96V193ZM59 191H61V190H59ZM63 192H65V190ZM63 192H62V194L60 193L59 195L65 196V194H67V195L70 194V197L76 196V195H73L74 193H67L68 191H66L64 194H63ZM69 192H71V191H69ZM85 192H86V190L84 191V193ZM89 192L90 191H87L86 193H89ZM56 193L54 195L55 198L57 197ZM176 193H178V195H176L175 198L171 199L172 205L173 204L175 205L174 209L179 210V209L185 208L184 209L185 214H183L179 218H177L176 216H175L176 218L171 216L170 210L168 209V204L167 205L164 204L165 206H162L160 204V202L157 200V198L156 199L152 198L149 206H147L144 203H141V204H139V206H137L136 211L138 212V210L139 211L141 210V212H139V213H142L139 216H141V217L146 216V218H149V223H150L149 226L150 227L146 226V227H148V228H145L147 230H142L144 225L140 224V225L136 226L135 221L134 222L132 221L134 218L132 220H129V219H127V216H125V215H124L125 217L122 216L123 214L122 215L120 214V213H122V211L120 213H118L119 215L117 214L118 216L115 214H106L109 217H110V215L117 216V217H115L116 219H114V217L112 216L113 220H114V222H113L114 226L112 228H110L111 230L113 229L112 231L110 230L111 231L110 235L112 236L111 241H118V242H115V244H118L119 246L116 245L115 247H113L115 244L113 246L110 244H108L109 246H107V245H103V246L101 245L100 246L99 245L100 247H104L105 250L107 249V251H105V254L103 256L101 255L102 257L100 256V254H98L99 253V251H97L98 249L96 247L88 246L87 245L88 243H85L86 246H84V248L82 247L83 245L81 246V248H83V250H84V251H81L83 253H81V254L77 253L81 259H79V257L78 258L73 257L72 256L73 254L71 255V252H73V251H70L68 249L69 247H67L66 249L68 251H70V252H68V253H70V255L69 254L67 255L66 254L67 252H65L63 254V252L61 250H59V248H57L58 247L57 242L59 244V240H56V239L59 238L58 236H60V235L56 233L58 236H56V235L52 236L51 235L53 238L57 237L54 240L49 235L51 237L52 241L55 242V243L50 242L51 243L50 245H48L49 241H51V240H49V237L48 238L44 237L46 239V242L48 241L47 247L50 248L49 249L50 254L48 256H46L44 251H42L45 249L41 250L42 247L41 248L35 247L36 250L29 249V253H31L30 250L37 251V249H38V251L36 253L32 252L31 255L29 253L28 254L25 253V250L21 251L23 249L22 248V249H20V252H21L20 254L18 253V251L15 252L16 254L18 253L17 255L20 257L18 260L16 259L15 262H12L11 260H8V261H10V264H90L89 262H91V260H93V262L91 264H94V261L97 264L100 261L102 264L104 262H106L104 264H139L138 261H139L140 254L139 253L137 254V248H139V245H140V247H141L140 249H143V253H145L144 251L149 252L151 250L152 253L148 254V255H151V257L152 256H158L157 264H195V263L196 264H264V262L254 263V261H252L251 263H248L252 259L253 256H251V259L249 261H248L247 257H242V258L241 257H239V258L233 257V255H236V253L234 252L235 251L234 249L236 248V246H234L233 249L231 248V250H229L230 247L228 245H224L225 243H223L222 245H218V246L214 245V247H212V245H209L211 243V241L214 240V236L216 234V229L215 230L211 229L210 231H208L207 229H209V228H207L206 229L207 231H204V228H203V231H204V232L202 231L203 233L198 232L200 230V228H202L203 225H205L206 221H205V223L203 222L201 227H200L198 224L199 221L197 219H195L193 216L194 214L192 215L191 214L192 212L190 213L189 210H187V207L189 205H191V203H193L194 205L196 203L192 202L188 195H187L188 197L183 195L185 192H180V193L176 192ZM202 194H204V193H202ZM108 195H109V193H108ZM129 195H131V197ZM204 195H206V194H204ZM42 196H43V194H42ZM45 196H49V195H45ZM95 196L97 197V195H95ZM140 196H141L140 198H142L143 195H140ZM157 196L159 197L160 195H157ZM172 196H174V195H172ZM67 197H65V198H67ZM85 197H87V196H85ZM82 198H83V196H82ZM98 198H96V199H98ZM110 198H112V197H110ZM170 198L171 197H169V199ZM90 199H92V198H90ZM107 199H109V198H107ZM134 199L131 198V201L133 200L134 201L133 203L135 204ZM63 200H59V201L63 203L64 202ZM109 200H111V199H109ZM201 200H203L202 197H201ZM68 201H70V200H68ZM83 201H85V200H83ZM167 201H169V200H167ZM203 201H207V199H205ZM229 201H231V200H229ZM257 201H259L258 203L260 205L258 204L259 207H257V206L256 207L261 208V200H257ZM198 202H200V200ZM211 202L212 201H210V203ZM210 203H209V206H211ZM227 203H230V202H228V200H227ZM262 203H264L263 200H262ZM117 204H119V203H117ZM200 204H201V202H200ZM60 205H61V203L59 204V206ZM91 205H93V202ZM194 205H191V206H194ZM201 205H203V204H201ZM227 205L229 206L231 204H227ZM82 206H85V204ZM233 206H235V205H233ZM233 206L231 205L230 207L232 208ZM57 207H58V205H57ZM72 207L77 208V209L79 208V207H75L74 205ZM72 207H71V210L74 209V208L72 209ZM103 207H105V206L103 205ZM217 207L220 208L221 206H217ZM224 207H227V206L225 205ZM62 208H63V205H62ZM86 208H88V207H86ZM129 208H131V207H129ZM188 208H192V207L189 206ZM221 208L223 209V207H221ZM248 208H250V206ZM124 209H126V208H124ZM232 209L235 210V208H232ZM232 209L229 208V210L233 211ZM78 210H76L75 212L77 213ZM118 210H120V209H118ZM131 210H132V208H131ZM85 211H86V209H85ZM106 211H108V209ZM106 211H105V213H106ZM128 211H129V209H128ZM146 211H147V214H146ZM194 211L195 210H193V213H194ZM68 212L70 213V211H68ZM88 212L89 211H87V214H88ZM115 212L117 213V211H115ZM228 212H227V214L229 215ZM251 212H253V211L251 210ZM12 213H14V211ZM62 213H64V212L62 211ZM71 213H74V212H71ZM79 213H80V211H79ZM107 213H110V212H107ZM128 213L131 214L130 212H127V215H128ZM96 214L98 215V213H96ZM133 214H135V213H132L131 216H133ZM259 214L263 215V213H261V212ZM65 215H66V213H65ZM73 215L74 214H69V216H73ZM228 215H226V216H228ZM250 215H253V213L249 214V216ZM136 216L138 217V214ZM40 217H42V216H40ZM73 217L75 218V215ZM253 217H256V216L253 215L252 219H257L258 216L256 218H253ZM49 218H51V216ZM54 218H57L56 214H55ZM101 218H103V215ZM250 218H251V216H250ZM58 219H57V222H62V223L64 222V221H58ZM106 219H104V220H106ZM242 219H244V217ZM73 220H75V219H73ZM78 220H79V218H78ZM99 220H101V219L99 218ZM99 220H98V222H99ZM107 220H110V219H107ZM134 220H137V219L135 218ZM37 221H39V220H37ZM142 221L146 222V220H142ZM248 221H250V220H248ZM40 222H41V219H40L39 223ZM80 222L81 221H79V223H77V226H78V224L80 225ZM98 222H96L97 225H96V223L94 225L98 226ZM136 222H141V221H136ZM227 222H229V221H227ZM261 222H263V221H261ZM39 223H37V224L40 225ZM52 223H56V222H52ZM67 224H69V223H67ZM86 224H87V222H86ZM142 224H143V222H142ZM207 224H209V222ZM225 224H223V226ZM228 224H230V223H228ZM38 225H36L37 226L36 228L41 227ZM64 225L67 226L66 223ZM102 225H104V224H102ZM54 226H55V224L52 227L55 228L56 226L55 227ZM140 226H142V227H140ZM198 226H199V228H197V229H199V230L197 231V229H195V228ZM229 226L231 227V225H229ZM57 227L60 228L61 225H60V227H59V225H57ZM206 227H209V226H206ZM220 227L221 226H219L218 228H220ZM58 228H55V229L57 230ZM70 228H69V230H70ZM102 228H100V229H102ZM225 228H224L225 230L228 229L227 227H225ZM233 228H235V227H233ZM38 229H36V230H38ZM55 229H53V230L55 231ZM77 229H76V231H77ZM149 229H151V231H154V233L152 234L151 237L146 239V234H144V233H146ZM220 229H222V228H220ZM53 230H51V231H53ZM59 230H57V231H59ZM57 231H55V232H57ZM79 231H80V229H79ZM222 231H223V229H222ZM231 231H232V229H231ZM61 233L62 232H60V234ZM31 234H32V232H31ZM75 234H76V232H75ZM81 234H83V233H81ZM67 235H69V234H66V236ZM73 235H74V233H73ZM66 236H64V238ZM87 236H89V235H87ZM44 238L41 237V239L40 238H38V239L43 240V244L45 243V246H46V242L44 241L45 240ZM74 239H70V240H74ZM113 239H117V240H113ZM218 239H219V236H218ZM15 240H16V238H15ZM60 240H61V238H60ZM63 241H65V240H63ZM76 241L78 242L79 240H76ZM102 241L104 242V239H102ZM108 241L109 240H106V244ZM39 242H42V241H38L35 243H39ZM68 242H69V240L66 243H68ZM74 242H75V240H74ZM77 242H75V243H77ZM90 242H92V241H90ZM227 242H226V244H229L230 241L228 243ZM232 242L233 241L230 242L232 244V245L230 244V246L237 245V244H235V242H233V243ZM28 244H29V242H28ZM60 244H64V243L61 242ZM76 245H78V244H76ZM91 245H93V244H91ZM120 245H122V247H123L122 249H124V247L129 248V249L134 247V249H131L130 251L127 250L128 252H133L132 253L133 255L130 253V255H132V256L129 258H126V257L124 258V257L120 256L123 259L122 260L119 256H117V254H115V252L116 253H118V252L114 250V248L116 249L117 246H118V248L121 247ZM28 246H29V248H32L34 245H32L30 242V244ZM62 246L65 248V245H62ZM208 246H210L211 248H209ZM226 246H228L229 248H226ZM258 246H260V245H258ZM23 247H25V246H23ZM63 247H60V249L61 248L64 249ZM85 247L86 248L88 247L89 249L88 248L86 249ZM107 247H109V248H107ZM262 247H264V246H262ZM72 248H73V245H72ZM78 249H80V247ZM67 250H64V251H67ZM227 250L233 251V253H235L233 255H230V257L231 256L233 257L232 260L228 259L229 257H227V255L229 253V251L226 252ZM242 251H243V249H242ZM84 252L86 253V255H84L85 257L80 256V255L84 254ZM100 252H102V251H100ZM148 252H146L145 254H147ZM24 253L29 255V256L24 255ZM47 253H49V252H47ZM119 253L122 254L121 251ZM140 253H141V251H140ZM231 253H229V254H231ZM121 254H119V255H121ZM152 254H154V255H152ZM243 255H245V254H243ZM247 255L249 258L251 253L247 254ZM12 257H14V256H12ZM86 257L88 259H91V260L86 261V260L82 259V258H86ZM224 257H227V258L223 259ZM9 259H10V257H9ZM12 259H15V258H12ZM153 259H154V257H153ZM226 259H228L230 261L227 262L228 260H226ZM224 260H226V261H224ZM258 260L261 261V259H258ZM96 261H98V262H96ZM161 261H163V263ZM262 261H264V260L262 259Z\"/></svg>",
  "mask_w": 264,
  "mask_h": 264
}]
</instances>
